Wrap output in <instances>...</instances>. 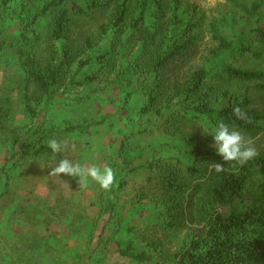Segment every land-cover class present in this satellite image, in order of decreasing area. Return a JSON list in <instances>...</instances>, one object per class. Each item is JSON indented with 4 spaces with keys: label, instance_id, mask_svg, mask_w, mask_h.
<instances>
[{
    "label": "trees",
    "instance_id": "1",
    "mask_svg": "<svg viewBox=\"0 0 264 264\" xmlns=\"http://www.w3.org/2000/svg\"><path fill=\"white\" fill-rule=\"evenodd\" d=\"M246 1L225 0L231 10L206 24L205 15L196 7L186 21L183 0H170L168 10L158 6L160 17L150 27L146 13L152 0L134 4L133 0H0V48L12 9L20 23L16 54L24 77L26 110L37 122L24 133H15L12 160H62V151L55 154L48 147L50 139L58 134H87L104 124L70 121L57 132L38 122L44 103L78 84L71 77L77 61V72L96 67L85 85L103 75L135 77L146 98L141 114H152L170 137L194 128L211 114L237 130L264 133V114L253 102L255 92L264 94V69L243 66L251 58L257 61L264 56V0ZM44 22L54 43L45 63L36 53L42 42L39 25ZM88 25L89 31L81 30ZM205 26L213 46L203 52L199 46ZM111 34L109 45L102 49ZM237 105L251 122L233 115ZM187 143L194 162L189 174L159 155L147 165L134 167L137 158L129 136L119 148L114 182L129 168L133 172L147 169L159 177L163 192L153 199L167 210L159 226L176 237L178 246L158 264H264V183L250 190L253 181L264 182V155L240 166L223 162L215 147L191 139ZM213 162L224 164V171L211 169ZM118 250L140 263L152 262L146 252L136 253L132 244Z\"/></svg>",
    "mask_w": 264,
    "mask_h": 264
},
{
    "label": "rangeland",
    "instance_id": "2",
    "mask_svg": "<svg viewBox=\"0 0 264 264\" xmlns=\"http://www.w3.org/2000/svg\"><path fill=\"white\" fill-rule=\"evenodd\" d=\"M135 2L133 0V4ZM169 2L152 0L146 13V25L154 26L160 17L158 6L168 10ZM194 7L205 15L206 24L221 19L231 10L225 0H183L186 21ZM195 16L196 20L200 18ZM91 28L88 25L81 30ZM39 31L42 42L36 47V53L45 63L54 43L50 40L48 23L39 25ZM20 32L19 20L11 9L0 48V264L163 262L177 248L178 240L159 226L167 210L157 206L153 199L163 192L155 173L147 169L133 172L128 167L109 190L102 189L91 179L86 188L80 189L78 178L63 174L50 176L51 168L60 161L56 157L12 160L15 133H24L37 123L26 110L22 90L24 77L16 54ZM203 35L199 50L204 52L213 42L206 26ZM111 38L112 34L103 41L102 49L107 48ZM243 66L264 69V56L257 61L251 58ZM78 67L79 61L71 68V77L78 84L70 85L51 102L44 103L40 108L44 113L38 122L57 132L70 121L96 120L104 124L87 134L56 135L55 139L68 145L62 151V159L82 166L111 167L115 172L120 144L129 136L137 158L134 167L147 165L159 155L189 174L194 162L187 139L214 147L212 134L217 125L216 114L201 118L193 126L196 130L188 129L170 137L159 127L162 122L159 124L152 114H141L146 98L135 77L130 80L103 75L97 82L85 85L82 83L96 67L90 65L77 72ZM253 100L254 107L264 114V94L255 92ZM241 132L254 140L257 156L264 155V133ZM253 183L250 190L259 189L257 185L264 182ZM108 211L112 214H106ZM184 233L186 229L181 236ZM129 244L136 253L146 252L152 262L140 263L122 256L119 247L126 249Z\"/></svg>",
    "mask_w": 264,
    "mask_h": 264
},
{
    "label": "clouds",
    "instance_id": "3",
    "mask_svg": "<svg viewBox=\"0 0 264 264\" xmlns=\"http://www.w3.org/2000/svg\"><path fill=\"white\" fill-rule=\"evenodd\" d=\"M233 115L238 120L251 122L247 112L239 105L233 107ZM214 147L217 154L222 157L223 162H232L243 166L258 155V150L251 137H246L241 131L230 126L223 120L217 122L214 134ZM67 142H61L55 138L48 141V147L55 154L67 149ZM75 149V145L72 146ZM211 169L217 172L224 171V164L213 162L209 164ZM78 178L80 189L88 186V180L97 182L104 190H109L115 180V172L111 167H100L97 165L82 166L79 163L65 158L59 161L57 166L51 168L50 176L60 177L61 175Z\"/></svg>",
    "mask_w": 264,
    "mask_h": 264
}]
</instances>
